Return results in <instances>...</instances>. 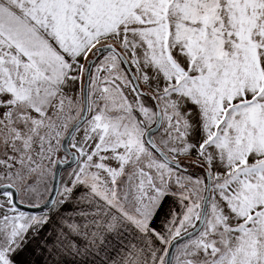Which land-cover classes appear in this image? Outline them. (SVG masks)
Instances as JSON below:
<instances>
[{
    "label": "snow or ice",
    "instance_id": "obj_1",
    "mask_svg": "<svg viewBox=\"0 0 264 264\" xmlns=\"http://www.w3.org/2000/svg\"><path fill=\"white\" fill-rule=\"evenodd\" d=\"M0 264H264V0H0Z\"/></svg>",
    "mask_w": 264,
    "mask_h": 264
}]
</instances>
